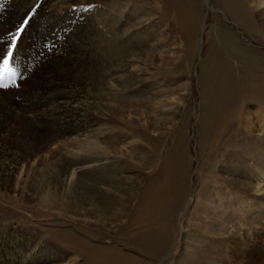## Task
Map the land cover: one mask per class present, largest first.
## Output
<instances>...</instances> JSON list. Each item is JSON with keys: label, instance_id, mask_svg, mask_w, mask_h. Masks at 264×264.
<instances>
[{"label": "rangeland", "instance_id": "rangeland-1", "mask_svg": "<svg viewBox=\"0 0 264 264\" xmlns=\"http://www.w3.org/2000/svg\"><path fill=\"white\" fill-rule=\"evenodd\" d=\"M54 1L66 18L48 19ZM256 3L211 0L203 34L204 0H37L9 23L0 17V60L10 34L24 27L17 85L0 89L15 102L0 132V264H85V242L134 264H239L244 243L264 242V14ZM224 68L235 96L220 106ZM42 79L58 85L52 125L42 132L48 146L16 165L22 119L31 117L20 94ZM65 120H73L74 141L51 143L47 130L63 134ZM74 159L99 162L72 164L71 173H84L71 179L66 164ZM166 163L172 177L184 174L185 197L168 198L169 234L163 229L148 247L138 236L147 227L134 219ZM225 228L240 237L224 252L216 240Z\"/></svg>", "mask_w": 264, "mask_h": 264}, {"label": "bare ground", "instance_id": "bare-ground-1", "mask_svg": "<svg viewBox=\"0 0 264 264\" xmlns=\"http://www.w3.org/2000/svg\"><path fill=\"white\" fill-rule=\"evenodd\" d=\"M34 1L37 0H32L30 1L32 4L34 3ZM230 1V0H229ZM233 1V0H232ZM228 2V1H227ZM256 4L254 9L258 10V13L261 12V14H264V0H256ZM30 3H27V1L25 2V0H0V17L1 16H7L3 18L6 20L7 23H9L14 16V13L16 12L15 10L18 8L19 10L22 9H26L29 6H33ZM38 4V3H37ZM58 6H59V2L58 1H54L52 3H50V14L47 16L49 17L48 19L56 21V18H63V17H67L68 15V11H58ZM208 6L209 8H211V10H208ZM7 7H9V9H7ZM206 7V14L204 16V24L203 27L205 26L206 28V18L209 14V12H214V8H212L211 6V0L209 2V5L206 3L205 5ZM178 8L180 9L181 12H184L183 9V2H179L178 4ZM27 10V9H26ZM30 10V9H29ZM68 10V9H67ZM28 11V10H27ZM21 12V11H20ZM20 14V13H19ZM22 14V13H21ZM20 14V15H21ZM237 14V13H236ZM17 15V14H16ZM19 15V16H20ZM64 15V16H63ZM234 15V14H233ZM240 15V14H238ZM25 17V15H24ZM185 16L183 15L182 19ZM235 17V16H234ZM243 17V16H242ZM236 18V17H235ZM67 20V19H66ZM65 20V21H66ZM71 20V19H70ZM69 20H67L68 22ZM72 21V20H71ZM70 22V21H69ZM184 22V20H182V23ZM17 23V22H16ZM71 23V22H70ZM22 24V23H21ZM72 24V23H71ZM70 24V25H71ZM3 25V24H2ZM19 25V24H18ZM68 25V24H67ZM73 25V24H72ZM75 25V24H74ZM15 26V25H14ZM62 26V25H61ZM46 27V26H45ZM70 27V26H69ZM11 28V27H10ZM18 28V27H16ZM55 28V26L53 27ZM52 28V29H53ZM203 29V28H202ZM6 30V29H5ZM9 30V29H7ZM15 30V29H14ZM68 30V29H67ZM2 31V30H1ZM4 31V30H3ZM187 31V30H186ZM60 32V31H59ZM63 32V31H62ZM188 33L191 32V28L187 31ZM12 33V32H11ZM14 34V33H13ZM56 34V33H54ZM64 34V33H63ZM5 35V34H4ZM11 35V34H10ZM39 35V34H38ZM47 35V34H46ZM44 36V35H43ZM66 36V35H65ZM2 37V36H1ZM63 37V36H62ZM76 37V36H75ZM43 38H47V37H43ZM52 38V37H51ZM55 38V37H54ZM57 38V37H56ZM2 39V38H0ZM36 40V39H35ZM47 40V39H45ZM50 40V39H49ZM6 40H4L5 42ZM38 41V40H37ZM59 41V40H58ZM48 42V41H47ZM61 43V42H60ZM50 44V43H49ZM52 44V43H51ZM50 44V45H51ZM7 45V44H6ZM4 47H7V46ZM49 47V46H48ZM232 48V47H231ZM234 48V47H233ZM64 49V48H63ZM44 51V50H43ZM56 51V50H55ZM6 52V51H4ZM45 52V51H44ZM3 54V53H2ZM41 54V53H40ZM4 55V54H3ZM53 55V54H52ZM63 55V54H62ZM69 55V54H67ZM59 56V55H58ZM74 56V53H73ZM54 57V56H53ZM68 57V56H67ZM78 57V55H77ZM3 58V57H2ZM48 58V56H47ZM49 59H52L51 57ZM64 59V57H63ZM219 59V58H218ZM56 60V59H55ZM58 60V58H57ZM218 63V62H217ZM220 63V62H219ZM21 65V64H20ZM229 67V66H228ZM65 68V67H64ZM226 68V67H225ZM224 68V70H222L223 72H220V74L222 76H220V79L222 80V82L225 85V89L224 91L226 92V94H222L221 95V104L220 106H224L225 103H228L229 101H233L234 100V96L235 93L233 91L232 88V81L230 80L231 78V70L228 68L227 70ZM18 69V68H17ZM62 68L60 67V70ZM68 70V69H66ZM65 70V71H66ZM63 71V70H62ZM65 74V73H64ZM71 74V73H69ZM74 74V73H73ZM28 75V74H27ZM34 75H37L34 74ZM26 76V75H24ZM38 76V75H37ZM69 76V75H68ZM74 76V75H73ZM27 77V76H26ZM25 77V78H26ZM34 77V76H33ZM39 77V76H38ZM36 77V78H38ZM72 77V76H71ZM29 78V77H28ZM35 78V77H34ZM33 79V78H32ZM41 79V78H40ZM74 79V78H73ZM235 79V78H234ZM31 80V79H30ZM36 80V79H35ZM69 80V79H68ZM71 80V79H70ZM67 81V83L70 82ZM52 81V80H51ZM73 81V80H71ZM82 81V80H81ZM35 82V81H34ZM55 82V80H54ZM54 82H50L49 80L44 81L42 79V81L40 82H35L32 88H28L25 89L22 94H20L23 99H25V101L27 102V104L30 102V106H25V109H23V113L24 112H29L31 114V117L26 119H22L24 121V125H23V134L25 136V138H22V135L20 134L19 137L20 140V150H18V154H16L13 162L16 165H19L22 162H25L27 164L30 163V160L32 157L34 156H39L42 153H44L43 151L46 149V145L48 146V143H46L47 137L45 136V134H42L43 130L49 128L52 125L53 122V116L55 114V110H56V98H57V91L58 90V85H56ZM60 82V81H58ZM74 82V81H73ZM75 87L78 88L81 85L77 84L76 82L74 83ZM77 84V85H76ZM236 85V84H235ZM222 86V85H221ZM65 86H63L64 88ZM69 87V86H68ZM84 87V86H83ZM71 88V85H70ZM61 89V88H60ZM20 90V89H18ZM15 91V90H14ZM62 91V90H61ZM17 92V90H16ZM15 92V93H16ZM63 92V91H62ZM72 92V91H71ZM219 92L216 93V95L214 96V103L217 101V99H219ZM18 93H16L17 95ZM19 95V96H20ZM47 95L49 96L48 98ZM20 96V97H21ZM63 96V95H62ZM19 97V98H20ZM72 97V95H71ZM18 98V99H19ZM59 98V97H58ZM13 99V98H12ZM17 101V100H16ZM60 101V100H59ZM244 101V99H243ZM261 101V100H260ZM264 101V100H263ZM220 102V100H219ZM17 103V102H16ZM263 103V102H262ZM25 104V103H24ZM260 104V103H259ZM23 105V104H22ZM264 105V104H263ZM13 106H15V102L10 101V98L7 96H3L0 97V132H2L4 129H6L9 124H10V120H11V115L9 116V114L14 112ZM231 106V105H230ZM237 107V106H236ZM71 108V107H70ZM46 109V110H45ZM233 109V108H232ZM18 110V109H17ZM240 110V109H239ZM225 112V109H224ZM18 113V112H17ZM21 113V111H20ZM62 113V112H61ZM16 114V113H15ZM28 114V113H27ZM29 114V115H30ZM71 114H73L71 112ZM75 114V113H74ZM17 115V114H16ZM15 115V116H16ZM63 117H65L64 115H61ZM74 117V116H73ZM214 117V116H213ZM236 114L233 113L230 118H235ZM19 118V117H18ZM217 118V117H216ZM61 119V118H60ZM67 119V117H66ZM76 119V118H75ZM13 121V120H12ZM22 121V122H23ZM73 121V120H72ZM72 121L68 123L67 120H65L64 122H62V124H59V126L62 127L61 130H64L65 132L63 134H59L57 131H53V130H47L49 133V137H50V141L51 143H59V142H63L64 145L66 146H70V142L74 141V138L72 137L74 135L73 132L67 131L71 124ZM14 122V121H13ZM56 122V121H55ZM211 122V121H210ZM213 122V121H212ZM76 123V122H75ZM83 123V122H82ZM208 123V119H206L205 124ZM56 124V123H54ZM85 124V123H84ZM80 125V124H79ZM82 125V124H81ZM80 125V126H81ZM55 126V125H54ZM85 126V125H84ZM222 126V125H221ZM56 127V126H55ZM80 127H78L79 129ZM215 128V127H214ZM76 129V128H75ZM224 130L225 127H218V130ZM77 131V130H76ZM81 131V130H80ZM228 131V130H226ZM45 132V131H44ZM62 132V131H61ZM78 132V131H77ZM217 133V132H216ZM224 133V132H223ZM222 133V134H223ZM83 134V133H82ZM218 134V133H217ZM70 141V142H69ZM77 142V141H76ZM50 145V144H49ZM60 144L57 145V147ZM53 146V145H52ZM55 146V145H54ZM62 145H60L59 147H61ZM65 146V147H66ZM55 147V148H57ZM64 147V148H65ZM180 147V146H179ZM48 148V147H47ZM49 149V148H48ZM72 149V147H71ZM59 150V148H58ZM69 150V149H68ZM73 150V149H72ZM71 152V151H70ZM74 152V151H73ZM181 152H183V150H181ZM56 153V152H55ZM69 154V152H68ZM183 154V153H182ZM66 156V155H65ZM80 156V155H79ZM37 159V158H36ZM60 159V158H59ZM41 160V159H40ZM63 158L61 159L62 162ZM76 159H74L73 161H75ZM66 161V159H65ZM11 162V161H10ZM68 162V160H67ZM65 162V163H67ZM94 164V162H99V160H88V159H80L78 161H75L74 163H72V161L70 162L71 166L69 164H66V171L69 175L71 179H74L76 177H79L80 174L78 172L82 171L83 169L81 167V170H77L74 173H71V167L72 164L74 166L76 165H82L84 166L85 164L88 163H92ZM11 164V163H10ZM4 165V164H3ZM6 165V164H5ZM22 165V164H21ZM102 166V165H101ZM3 167V166H2ZM35 167V166H34ZM92 167V166H91ZM4 168V167H3ZM8 168V167H7ZM87 168V167H86ZM6 169V168H5ZM15 169V168H14ZM13 169V171H14ZM17 169V168H16ZM22 169V168H21ZM92 169V168H91ZM9 170V169H7ZM12 170V169H11ZM26 170V169H25ZM185 170V168H184ZM10 171V170H9ZM8 171V174H9ZM11 172V171H10ZM16 171H14L15 173ZM33 172V171H32ZM7 173V171H6ZM17 173V172H16ZM22 173V170H21ZM24 173V171H23ZM84 173V172H83ZM19 174V173H18ZM29 174V173H28ZM173 174V169H172V165L170 164H165L160 172V174L158 175L157 178L159 183L161 184V186H159L157 183L154 184H148V188L146 190V192H144V196L142 197L139 206H138V216L137 218L134 219L135 223L137 224H142L143 227H147L146 230H142L140 233H138L139 238L142 239V243H144L145 246H152L153 244L155 245V239L158 237L159 239H162L163 233L162 230L164 229V231L167 233V235L169 234V230L166 229L165 227V223L164 220L166 222L167 219V203H171V199L168 200V198L171 196L173 198L180 199L181 201L183 200V198L185 197V190H186V178L184 176V174H182V172L180 174H182L181 176H176L172 177ZM3 175V173H2ZM6 175V174H5ZM5 175H3L5 177ZM15 175V174H14ZM8 175H6L7 177ZM12 176V175H11ZM9 175V177H11ZM17 176V175H16ZM160 176V177H159ZM13 177V176H12ZM18 177V176H17ZM15 178V177H14ZM68 178V179H70ZM10 179V178H9ZM24 179L22 175H20L17 180L20 181ZM67 179V178H66ZM155 179V178H154ZM8 180V179H7ZM12 180V179H11ZM10 181V180H9ZM13 181V180H12ZM15 181V180H14ZM17 181V182H18ZM23 181V180H22ZM156 181V179H155ZM154 181V182H155ZM151 182V181H150ZM16 183V182H15ZM21 183V182H20ZM23 183V182H22ZM102 183V182H101ZM152 183V182H151ZM17 184V183H16ZM14 184V185H16ZM18 187V185H17ZM16 188V187H15ZM18 189V188H16ZM255 189V188H253ZM217 191V190H216ZM220 207V206H219ZM218 210H220L219 208H217ZM215 211V210H214ZM223 211V210H222ZM221 211V216L224 215V212ZM136 213V214H137ZM214 213V212H213ZM220 214V213H219ZM212 215V214H211ZM216 215V214H215ZM226 215V214H225ZM135 216V215H134ZM229 217V216H228ZM218 218V216H217ZM167 223V222H166ZM229 224V223H228ZM239 226V225H238ZM241 226V225H240ZM231 230V229H230ZM229 229H223V232L221 234H219V239L216 240V242H220V244L222 243L223 246L225 247V249L221 250V251H227L229 249V245L232 244V242L238 241L236 237H240V235L238 234H233V231L231 232ZM238 230V229H237ZM251 229H249L250 231ZM236 230H234L235 232ZM259 231V229H258ZM219 233V232H218ZM240 234V233H239ZM62 235V234H61ZM159 235V236H158ZM208 235V234H207ZM242 235V234H241ZM251 235V234H250ZM186 236V235H185ZM68 234L67 232L64 234V238L67 240ZM184 237V236H183ZM62 238V236H61ZM248 238V237H247ZM186 239V238H185ZM71 240V239H70ZM243 240V239H242ZM259 240V239H258ZM69 241V240H68ZM79 242V240L77 241ZM244 242V241H243ZM67 243V242H66ZM70 243V242H68ZM83 243V241H82ZM80 243V244H82ZM79 245V243H77ZM250 245V246H249ZM74 246V245H73ZM80 246V245H79ZM188 246V245H187ZM222 247V246H221ZM220 247V248H221ZM242 250L241 252H243L242 256H238L239 258V264H264V242L261 244H256L253 245L249 240L247 241V243H244V245L242 246ZM80 253L82 255V259L85 260V264H134L136 262L135 259H131V257H126L124 256V254H119L118 252L115 251H110L108 252V249H104L101 247H97V246H90L89 243H84L82 246H80ZM77 253V252H76ZM227 256V255H225ZM204 257V256H203ZM228 257V256H227ZM205 259V258H204ZM241 259V260H240ZM4 261V260H3ZM201 261V260H200ZM210 261V260H209ZM198 262V261H197ZM68 264V263H67Z\"/></svg>", "mask_w": 264, "mask_h": 264}, {"label": "snow or ice", "instance_id": "snow-or-ice-1", "mask_svg": "<svg viewBox=\"0 0 264 264\" xmlns=\"http://www.w3.org/2000/svg\"><path fill=\"white\" fill-rule=\"evenodd\" d=\"M2 7V6H0ZM28 20L24 21L26 25ZM24 31L23 25L11 34V42L8 45L2 60H0V89H8L10 85H17L18 70L13 66L14 52L18 47L17 41Z\"/></svg>", "mask_w": 264, "mask_h": 264}, {"label": "water", "instance_id": "water-1", "mask_svg": "<svg viewBox=\"0 0 264 264\" xmlns=\"http://www.w3.org/2000/svg\"><path fill=\"white\" fill-rule=\"evenodd\" d=\"M205 1V5H206V3L209 5V2H210V0H204ZM208 10H211V8H209V6H208ZM204 31H205V26L203 27V29H202V34L204 33ZM202 39H201V43H200V49H201V47H202Z\"/></svg>", "mask_w": 264, "mask_h": 264}]
</instances>
